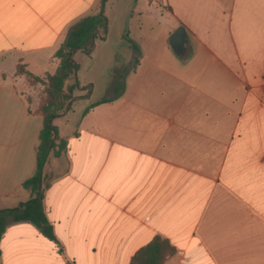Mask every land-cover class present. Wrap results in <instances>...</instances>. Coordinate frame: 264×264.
Wrapping results in <instances>:
<instances>
[{
	"label": "crops",
	"instance_id": "0c3cea01",
	"mask_svg": "<svg viewBox=\"0 0 264 264\" xmlns=\"http://www.w3.org/2000/svg\"><path fill=\"white\" fill-rule=\"evenodd\" d=\"M102 1L0 0V210L32 197L43 126L16 66L52 75ZM104 13L91 65L73 56L89 76L66 82L86 91L53 122L67 143L44 168L56 241L8 220L0 264H129L156 237L175 249L164 264H264V0H109Z\"/></svg>",
	"mask_w": 264,
	"mask_h": 264
},
{
	"label": "trees",
	"instance_id": "16d2710c",
	"mask_svg": "<svg viewBox=\"0 0 264 264\" xmlns=\"http://www.w3.org/2000/svg\"><path fill=\"white\" fill-rule=\"evenodd\" d=\"M108 1L103 0L98 14L84 19L68 33L64 44L54 55L58 61V66L52 75L37 77L29 73L21 63L16 66V74L24 76L30 87L39 89L35 112L43 117V126L39 133V144L36 148L34 173L22 183V187L29 190L32 197L26 202L20 203L16 208L0 210V240L5 232L6 222L10 220L16 223H30L40 230L43 237L49 241H56L52 226L43 209L44 168L50 154L59 156L61 152L66 150L67 143L64 140L56 143L57 128L53 122L68 109L73 99V91L79 87L77 82L66 86V82L74 79L78 70L77 64L73 61V55L78 51L90 54L96 40L104 41L106 39L108 19L104 13V6ZM125 74L119 75V77L123 79ZM122 90L123 83L121 81L115 87L116 95L119 96ZM98 104L91 105L84 111L83 115ZM56 148L57 151H55ZM174 254L175 249L167 240L156 237L149 245L139 249L129 264H164Z\"/></svg>",
	"mask_w": 264,
	"mask_h": 264
},
{
	"label": "water",
	"instance_id": "95a60500",
	"mask_svg": "<svg viewBox=\"0 0 264 264\" xmlns=\"http://www.w3.org/2000/svg\"><path fill=\"white\" fill-rule=\"evenodd\" d=\"M186 33L182 27L178 28L172 35L169 37V45L171 46L175 55L181 57L186 48Z\"/></svg>",
	"mask_w": 264,
	"mask_h": 264
},
{
	"label": "rangeland",
	"instance_id": "374dc122",
	"mask_svg": "<svg viewBox=\"0 0 264 264\" xmlns=\"http://www.w3.org/2000/svg\"><path fill=\"white\" fill-rule=\"evenodd\" d=\"M97 41H99V40H96L95 41V43L97 42ZM95 43H94V46H95ZM109 43H112V45H114V46H116V44H117V42H116V39L114 38V36H111V38H110V42ZM93 49H94V47H93ZM92 49V50H93ZM99 49L100 48H97L96 49V51L98 52L99 51ZM78 52H81V51H78ZM77 53V52H76ZM82 53H84V52H82ZM91 54V53H90ZM90 54H86V53H84V55H79L78 56V63H79V65L81 66V67H84L85 65H87V64H89L90 63V65H91V57H89L90 56ZM89 55V56H88ZM74 56V55H73ZM73 61H74V59H73ZM75 62V61H74ZM78 66V65H77ZM77 72H78V70H77ZM76 72V74L78 75V80L80 81V82H84V80H86V78L89 76V73H87V72H84V71H81V72H79V73H77ZM76 76V75H75ZM76 82V81H75ZM77 84H78V88L79 89H81V88H83V87H81L80 86V84L77 82ZM84 89V88H83ZM85 91H86V89H84ZM73 101H77V100H73ZM73 101L71 102V103H73ZM68 110V109H67Z\"/></svg>",
	"mask_w": 264,
	"mask_h": 264
}]
</instances>
